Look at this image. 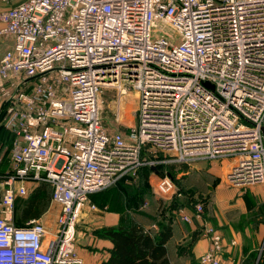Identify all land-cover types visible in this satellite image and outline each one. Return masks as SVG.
Listing matches in <instances>:
<instances>
[{
	"label": "built area",
	"instance_id": "obj_1",
	"mask_svg": "<svg viewBox=\"0 0 264 264\" xmlns=\"http://www.w3.org/2000/svg\"><path fill=\"white\" fill-rule=\"evenodd\" d=\"M166 28L173 41L151 36ZM0 38L10 39L0 126L13 135L0 167V264H83L75 225L95 208L89 195L141 166L227 158L226 184L264 185V0H20L0 10ZM104 88L135 90L125 134L101 124ZM39 183L59 207L54 230L14 222L15 199ZM153 190L182 195L166 170ZM191 208L207 241L197 264H220V232Z\"/></svg>",
	"mask_w": 264,
	"mask_h": 264
},
{
	"label": "trees",
	"instance_id": "obj_2",
	"mask_svg": "<svg viewBox=\"0 0 264 264\" xmlns=\"http://www.w3.org/2000/svg\"><path fill=\"white\" fill-rule=\"evenodd\" d=\"M12 139L13 135L0 126V161L2 160L4 164L8 162ZM157 168V165L141 166L132 187H123L119 180L95 192V195L100 194L95 201L99 204H108L109 209L116 212L120 219L118 225L104 227L100 230V234L111 242V248L109 256L99 264H169L165 257L163 244L172 233L170 225L172 216L176 215L182 221L178 212L182 209L191 215L189 223L200 227L199 220L192 216L191 201L188 197L190 196L188 189L195 190L188 184L194 178L199 179L200 177L190 173L187 176L175 178L170 173L182 195L171 198H154L147 192L146 184L139 178V174L142 170L145 174L151 171L158 172ZM200 188L203 189V187ZM92 194L89 195L90 198L93 196ZM51 195L52 187L48 183H39L33 187L28 197H17L14 202L15 224L21 226L27 219L38 218L50 202ZM163 205L167 207L168 211L166 218L161 217L160 211L163 209ZM171 209H174L175 212L171 213ZM158 217H161L160 220H157ZM182 223L184 227L188 226L186 222L182 221ZM147 225L150 226L144 228ZM155 225L158 230L156 237L153 234L155 232L151 229ZM184 258L191 259L189 252L184 255Z\"/></svg>",
	"mask_w": 264,
	"mask_h": 264
},
{
	"label": "rangeland",
	"instance_id": "obj_3",
	"mask_svg": "<svg viewBox=\"0 0 264 264\" xmlns=\"http://www.w3.org/2000/svg\"><path fill=\"white\" fill-rule=\"evenodd\" d=\"M169 34H171V37H168ZM151 36H163L170 42L176 37V35L167 28L158 29V31L152 33ZM9 44V38H0V48L5 49ZM205 86L208 89H211L210 83L206 82ZM100 100L99 118L102 126L108 132L119 130L125 134L128 128L135 124V108L137 104L135 90H128L125 94L117 96L115 88H104L101 91ZM116 105H118V110L115 109ZM145 155H148L145 157L148 159H152L153 156H156L154 159H157L159 156H164L159 152H144L141 156ZM163 158L166 159V157ZM225 160L231 161L227 158H225ZM7 163L4 164L2 163V160L0 161L1 166H6ZM219 166V163L216 161L202 160L191 163L168 164V166L162 163H157L158 172H149L148 174H145L142 170L139 174V178L146 184L147 192L156 198L155 196L157 195L153 188L158 177L163 174L165 170L171 173L174 177L185 172H188L189 174L190 172L194 173V175L200 177L199 179L201 182L199 179L194 178V180L190 181L188 184V186L195 189L193 191L188 189V191H190V196H188L189 201H191V204L200 203L202 205L204 221L209 222L208 224L217 227L221 233L225 232L228 234H230V230L231 232H238L239 234L240 230L243 231L244 228H248L249 225L256 226L259 223L264 224V185L258 183L233 187L226 184L223 174L218 176L217 169H219ZM223 169L225 168L222 167V170ZM138 173L139 171L137 170L134 178L129 179L127 182H121V185H124L123 187L134 186ZM213 173L216 176H212ZM206 175H208V177H206ZM200 187H203V189ZM32 189L33 187L29 186L27 194L21 198L28 197L31 194ZM58 211V205L49 202L38 218L40 222L50 230L53 228L54 219ZM203 224L204 223L199 222V231ZM54 229L55 228L52 230ZM225 229L226 231H223ZM262 248H264V240ZM193 264H197V262H193Z\"/></svg>",
	"mask_w": 264,
	"mask_h": 264
},
{
	"label": "crops",
	"instance_id": "obj_4",
	"mask_svg": "<svg viewBox=\"0 0 264 264\" xmlns=\"http://www.w3.org/2000/svg\"><path fill=\"white\" fill-rule=\"evenodd\" d=\"M19 1L20 0H0V10H6ZM2 51L3 49L0 48V52ZM203 161L218 162L220 165L219 169H217L218 176L224 175L231 163V161L225 159ZM222 167L225 169L222 170ZM188 174V172H185L181 175H176L175 178ZM212 176L216 175L213 173ZM92 195L91 198L89 197V200L95 208L90 209L88 206H84L75 225L74 247L78 256L82 259L83 264H99L109 256L111 242L100 234V230L104 227L116 226L120 222L119 215L110 210L108 204H99L95 201L100 194L95 195L94 192ZM162 208L163 209L160 211L161 217L166 218L168 213L166 210L167 207L163 205ZM170 211L171 213L175 212L174 209ZM180 211L182 213H187L182 209L178 212L180 213ZM161 217H158L157 220H160ZM187 224L188 226L184 227L182 221H180L176 215H173L170 219L172 233L170 238L163 244L165 257L168 259L169 264H193V262H197V257L207 247L206 239L200 235V227H197L194 223ZM213 227L217 229V227ZM151 229L155 232L153 233L155 236L158 231L156 225ZM218 231L220 232V230ZM223 231H226V229ZM263 231L264 224L259 223L256 226L249 225L248 228H244L243 231L240 230L239 234L238 232H231V230L230 234L220 232L223 244L220 264H264V248H262L264 240ZM231 240L234 241V245H230ZM184 245L185 247H183ZM188 252L191 259L184 258V255Z\"/></svg>",
	"mask_w": 264,
	"mask_h": 264
},
{
	"label": "water",
	"instance_id": "obj_5",
	"mask_svg": "<svg viewBox=\"0 0 264 264\" xmlns=\"http://www.w3.org/2000/svg\"><path fill=\"white\" fill-rule=\"evenodd\" d=\"M262 133H264V127L261 128Z\"/></svg>",
	"mask_w": 264,
	"mask_h": 264
},
{
	"label": "bare ground",
	"instance_id": "obj_6",
	"mask_svg": "<svg viewBox=\"0 0 264 264\" xmlns=\"http://www.w3.org/2000/svg\"><path fill=\"white\" fill-rule=\"evenodd\" d=\"M111 87H116V85H111Z\"/></svg>",
	"mask_w": 264,
	"mask_h": 264
}]
</instances>
